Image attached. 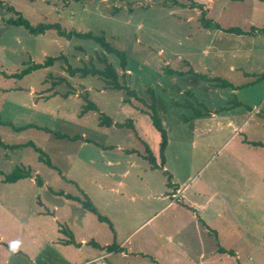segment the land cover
Masks as SVG:
<instances>
[{
	"label": "rangeland",
	"instance_id": "374dc122",
	"mask_svg": "<svg viewBox=\"0 0 264 264\" xmlns=\"http://www.w3.org/2000/svg\"><path fill=\"white\" fill-rule=\"evenodd\" d=\"M258 2L0 0V138L10 145H0V264H97L94 257L109 246L121 248L106 256L108 264H264V236H257L264 233V146L253 143L264 144V33L253 31L264 21ZM203 12L223 28L249 33L205 28ZM19 14L34 25L104 35L125 51L127 66L93 39L10 24ZM49 57L57 60L34 67ZM104 58L140 99L107 87L99 75L69 71L102 69ZM150 88L165 128L163 151ZM89 102L98 109L82 113ZM102 113L133 127L99 125ZM16 170L31 176L6 181ZM225 187L248 193L237 207L243 222L235 219L247 231L238 227L235 240L223 230L218 238L217 228L206 234L208 220L197 214L201 197ZM169 190L168 198L154 197ZM60 236L86 241L79 249L50 241ZM13 240L22 242L15 255ZM219 245L241 258L217 252Z\"/></svg>",
	"mask_w": 264,
	"mask_h": 264
},
{
	"label": "trees",
	"instance_id": "16d2710c",
	"mask_svg": "<svg viewBox=\"0 0 264 264\" xmlns=\"http://www.w3.org/2000/svg\"><path fill=\"white\" fill-rule=\"evenodd\" d=\"M184 6V5H182ZM199 20L202 23V26L208 29H212V28H217V29H223L226 32L229 33H238V34H243V33H249V31H245L243 29H241L240 27H236V26H231L228 28H223L220 26L219 23H214L212 19L210 18H206L205 13L203 12L201 17L199 18ZM10 24H17V25H22L26 28V30H28V32H30L31 34H40V33H44L45 31H47L50 28H55L59 35L61 36H65L68 38H72L73 36H78V37H82V38H90L95 40L96 42H98L102 47H104V49L109 52V53H114L116 56L119 57L120 59V63L122 65V67L126 68L127 66V55L125 53V51H122L118 48H116L115 46H113L104 35H98V34H94L92 32H81V31H69L64 29L61 24L59 23H39V24H32L28 19H26L25 17H23L21 14L18 15V17H16L15 19H11L9 21ZM254 32L256 33H264V26L262 27H255L253 29ZM252 33V32H250ZM57 60V57H49L46 59V61L44 63H37L34 65V67H41L44 65H51L53 64V62ZM103 61L105 62V67L100 69V68H95L93 67H89V66H84V67H77L75 69H69L70 73L72 75H75L76 72H81L82 75H88V74H93V75H99L102 78L105 79L106 83H107V87L109 88H114V89H119L122 91H125L129 96L135 97L137 99H140L141 97L138 96L137 92L135 91V89H133L132 87H130L128 84L126 83H121L119 81V75L117 70L115 69V67L108 62V60L106 58L103 59ZM168 72L173 73L175 72L173 69L168 68L167 69ZM177 72V71H176ZM179 74H184V72H179ZM196 75H199L200 77L204 78L207 81L213 82L214 80H218L220 79V77H211L205 73H200V72H196ZM264 76V75H263ZM263 76L261 78H263ZM221 82L223 83V85L228 86L230 85L226 80L224 79H220ZM150 93H151V98H152V103L149 104V109H150V115H151V119L153 124L156 126V128L161 132L162 134V145H161V149L162 151L165 149L166 143H167V138H166V134H165V128L163 126L162 123V118L157 110V99H156V94L155 91L153 90V88H150ZM141 101H143L141 99ZM126 102H130L129 99H126ZM144 102V101H143ZM97 110L98 108H96L95 103L93 102H89L88 105L84 108V111L87 110ZM99 125L102 126H125L128 125L130 127H133V122L132 120L126 121V122H116L113 121V119L107 115L102 113L100 116V123ZM31 127V126H30ZM24 128V127H23ZM39 128H44V127H40ZM47 131H50V129L48 128H44ZM55 135L58 137H68V138H79L78 135L76 136H69L67 134L64 133H56ZM82 137V136H81ZM255 145H262L264 146L263 143H259V142H253ZM29 144H32V142H29ZM0 145L3 147H10V145H7L6 143H4V141L0 138ZM15 147H18L20 145H13ZM149 148H147L148 150ZM150 150V149H149ZM150 152V151H149ZM162 156L164 155V152H162L161 154ZM150 156H152V154L150 153V155L148 156V158H150ZM42 159V156H41ZM165 162V158H163L162 163ZM50 166L54 167L53 163L48 159L47 162ZM156 166V163H154V166ZM31 176V172L30 171H21V170H16L10 174H7L5 177L6 181H16L20 178H24V177H28ZM42 184V182H41ZM87 206V205H86ZM91 209H94L93 207H90ZM108 250L113 251V250H117L115 247L113 246H109ZM218 252L220 253H228L231 254V256L235 255V252L232 249H226L223 246L219 245L218 247Z\"/></svg>",
	"mask_w": 264,
	"mask_h": 264
},
{
	"label": "crops",
	"instance_id": "0c3cea01",
	"mask_svg": "<svg viewBox=\"0 0 264 264\" xmlns=\"http://www.w3.org/2000/svg\"><path fill=\"white\" fill-rule=\"evenodd\" d=\"M256 1L258 2V0H256ZM258 3L260 4L262 10L264 11V0H262V1L258 2ZM260 24H262V26H263L264 25V21H261ZM260 24H257V25L261 26ZM237 27H239V26H237ZM69 139H72V138H69ZM78 140H82V137H81V139H78ZM163 167L165 169L164 171H169V170H167L168 161H167L166 158H165V163L163 162ZM149 168H151V164L150 163H149ZM126 171H125V173H126ZM168 193H170V190L168 192H166V193H161V194H157L156 193V194H154V197L161 195V200H163L165 198H168V195H169ZM66 194L67 193H65L64 195H66ZM246 196H248L247 192H238L237 191L236 193H234V191H231L229 188L225 187L224 190H222L221 192L218 191L214 195H208V196H205V197H201V203L200 204L197 203V207H198V213L197 214L202 216V217L199 218L200 220L205 219V218L208 220V221H206L207 223H204L205 224L204 232L206 234L212 235L211 234V230H209L208 227H212L214 229L217 228V229H219V231L216 229L217 232H218V235H217L218 238L223 235L222 233H220V230L221 231L223 230V231H225L226 234H228L229 232L231 233L230 240H232V239H234L233 237H237L238 227L242 228L244 231H247L246 227L243 228L242 225H237L236 224V221H238V219H237L238 217H239V223H240V220H241L240 219V214H242V213H238L237 207H239V205L241 204V201H243V199H245ZM156 201H157V199H156ZM169 204L170 203H168V205ZM194 206H196V205H194ZM194 206H193V208H195ZM234 209L236 210L235 214H234ZM227 210H228V212H227ZM54 218L56 220H58L56 215L54 216ZM235 219H236V221H235ZM63 220L67 221L69 223H72V222L69 221L70 220L69 218H63ZM194 220L196 222L195 223L196 226H201L202 223H203L200 220L197 221L195 218H194ZM224 221L227 222L228 226L225 227V226L222 225V223ZM257 223L258 222H256V224ZM220 227H224V228H220ZM257 229L260 230L259 227H257ZM70 233L73 234V236L75 235V233L71 229H70ZM130 236L128 237V240L130 239ZM257 236L263 237L264 233L263 232L259 233V234H257ZM224 237L227 238V236H224ZM243 239L244 238L236 239V241H238V240L242 241ZM62 240H63V238L61 236L58 239H55V240H54V238L50 239V241L53 242V243H56V244H62V243H64V244H72V245L77 246L78 249L80 248L79 244H81V243L86 241L85 238H82V239L76 241V239L74 237L72 239L65 238L64 242H62ZM3 242L4 241L2 240V236H1L0 237V248H1V244ZM123 242H122V244H123ZM219 244H221V243H219ZM120 248L121 247L119 246V249H117V250H120ZM224 248L229 249L228 246H224ZM64 249L65 248H63V250ZM124 249H125V246H122V253L123 254H127V253H124L125 252ZM232 250L235 252L234 256H236V257L238 256V258L239 257L241 258L240 251L238 253V251L234 250V248H232ZM112 252H114V250L113 251L108 250L107 253H104V254H97L94 257V259L97 261V264H99L100 262H103L106 259V256L109 255ZM140 252H141V250H138V253H140ZM217 252H218V250H217ZM202 255L203 254H201L200 257ZM242 260H241L242 264H261L259 262H256V260H249V259L247 260L246 258L245 259L242 258ZM245 260H247V261H245Z\"/></svg>",
	"mask_w": 264,
	"mask_h": 264
},
{
	"label": "clouds",
	"instance_id": "9594fccd",
	"mask_svg": "<svg viewBox=\"0 0 264 264\" xmlns=\"http://www.w3.org/2000/svg\"><path fill=\"white\" fill-rule=\"evenodd\" d=\"M22 242L20 240L10 241L8 244L9 252L13 255L17 254L21 248Z\"/></svg>",
	"mask_w": 264,
	"mask_h": 264
},
{
	"label": "built area",
	"instance_id": "2783aa9c",
	"mask_svg": "<svg viewBox=\"0 0 264 264\" xmlns=\"http://www.w3.org/2000/svg\"><path fill=\"white\" fill-rule=\"evenodd\" d=\"M99 264H107L105 261H103V262H100Z\"/></svg>",
	"mask_w": 264,
	"mask_h": 264
}]
</instances>
